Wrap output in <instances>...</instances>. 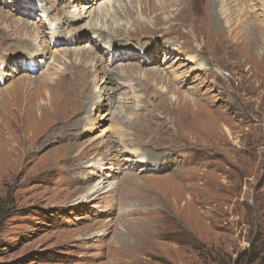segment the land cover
Returning <instances> with one entry per match:
<instances>
[{
    "label": "rangeland",
    "instance_id": "374dc122",
    "mask_svg": "<svg viewBox=\"0 0 264 264\" xmlns=\"http://www.w3.org/2000/svg\"><path fill=\"white\" fill-rule=\"evenodd\" d=\"M233 13L224 0H0V264H264V0ZM136 151L169 155L145 168Z\"/></svg>",
    "mask_w": 264,
    "mask_h": 264
},
{
    "label": "bare ground",
    "instance_id": "6f19581e",
    "mask_svg": "<svg viewBox=\"0 0 264 264\" xmlns=\"http://www.w3.org/2000/svg\"><path fill=\"white\" fill-rule=\"evenodd\" d=\"M234 1L235 0H224V4L226 5V10H227V14H228V18L227 19H229V21H231V22H236V21H240L241 22V20H242V18H243V16H234V13H233V4H234ZM111 2V0H108V3H110ZM247 6H248V3L247 2H245V9H247L248 11H249V9L247 8ZM251 6V5H250ZM30 7L31 6H29L28 7V10L30 11ZM252 10L251 11H249L248 12V16H249V19L247 20V16H244V18H243V22H251L252 24H254L253 23V20H255L254 19V17H255V15L257 14V12L256 11H253L254 9H253V7L251 8ZM26 12H28V11H26ZM130 13H132V12H130ZM130 15V14H129ZM259 18H262V17H259ZM176 20V19H175ZM257 21V20H256ZM260 21V20H259ZM77 22H78V20H76L75 18H70V19H68V22H64V24H65V29H67V26L69 27L72 23H76L77 24ZM137 22V21H136ZM24 23V22H23ZM161 25H167V27H165V28H171L173 25H174V20H171V21H169V22H167V23H161V24H159V25H155L154 26V28H152L153 29V31H151L152 32V34H154V32L158 29V28H161ZM19 27L21 28V30L22 29H25L24 31H26L27 33H29V31L30 32H34V29H31L27 24H22L21 26L19 25ZM49 29H51V27H48ZM92 28H93V31L95 32V33H97V32H99L100 34H98V36H103V33L105 32V28L104 27H100V26H98V23L95 21L94 23H93V25H92ZM91 28V29H92ZM151 29V30H152ZM73 31H76L75 29H72ZM46 31H49V30H47V27L45 26V30L44 31H42V32H40L39 33V35L41 36V34L43 33V36H45V35H47L48 33L46 32ZM51 31V30H50ZM80 31L81 30H78L77 32H76V34L74 35L73 33H71V35L68 37L72 42L74 41H77V40H75L74 38H75V36H76V38H80V40L82 39V38H85V35H83L84 37H82V36H80L79 35V33H80ZM86 31L87 32H90V29L89 28H86ZM145 31V30H144ZM57 31L56 30H54V31H51V36H53L54 35V33H56ZM118 32H120V33H122V34H124L125 35V37L126 38H128L129 36H128V34L131 36V31L129 30L128 32L127 31H120V29H118ZM29 34H31V33H29ZM113 36H114V34H112ZM195 35V34H194ZM196 35H197V37H199V35L196 33ZM196 35H195V37H196ZM104 37V36H103ZM102 40H105V38H102ZM108 43H110V44H113V45H108V47H107V52H112L113 51V54H115L116 53V51L117 50H115V49H113V48H115V46H116V42H114V41H107ZM27 45L25 46V47H23V49H21V50H19V52H21V53H25V54H23L24 56H27L29 53H30V51H31V49H32V47H34V46H32V45H29V42L28 43H26ZM51 44L50 43H48V46H50ZM158 46H159V44H158ZM11 48V47H10ZM157 49V48H156ZM172 48H171V46H166L165 47V50L166 51H170V52H172V50H171ZM127 51H130L129 49H127ZM126 51V52H127ZM131 51H134V50H131ZM130 51V53H129V55L131 56V55H136L137 53L136 52H131ZM157 52V51H156ZM44 55H45V52L43 53ZM139 54H141V53H139ZM149 54H150V56H148V55H146L145 57L146 58H149L150 60L152 59L154 62H156L157 60H155L159 55H157V53H155V52H149ZM157 55V56H156ZM148 56V57H147ZM57 57V56H56ZM21 63V62H20ZM38 66H41V65H38ZM37 67V66H36ZM35 67V68H36ZM50 71H51V67L49 68V70H48V72L50 73ZM149 73H151V74H153L154 76L155 75H157V73H156V71H157V69L156 68H150L149 70ZM163 71L164 72H166V70L165 69H163ZM167 76H168V78L170 79V81L175 85V86H177V85H179V83H180V81H179V76L177 75V72L176 71H167L166 73H165ZM5 75V74H4ZM119 75L121 76V77H128V74H126V73H123V72H121V70L119 71ZM83 80L81 81V83L79 84V86L78 87H80L81 89L82 88H85L86 87V85H85V83L87 82V74L86 73H83ZM158 77V76H157ZM49 78V80H54V79H52V78H50V77H48ZM164 78V77H163ZM3 78H0V81L2 80ZM57 80V79H56ZM112 81V80H111ZM76 83V82H75ZM54 84H56V85H58V86H62V85H65L66 84V82L65 83H63L62 85H59L60 84V82L57 80V81H55V83ZM178 88V87H177ZM179 89V88H178ZM190 90V89H189ZM163 92V91H162ZM190 93V92H189ZM189 93H187V94H189ZM198 95V94H197ZM181 97V96H180ZM178 99H179V97H178ZM80 103H82L83 104V101H80ZM81 120V119H80ZM174 128H173V131L174 130H176V126H173ZM179 130V129H178ZM171 142H172V146H171V149L173 150L175 147H177V145L179 144L177 141H174V140H171ZM122 147H124L125 145H121ZM134 154V156H137V158L136 159H134V160H132L131 161V159H129L130 160V163H133V161H134V166L136 165V164H139V163H142L144 166H145V168H150V167H156V166H158V164L159 163H155V161H156V159H154V161H153V158H160V160H164V158H166V157H168V155H169V152L168 151H166V152H160V153H158V154H156L155 155V152L154 151H152V152H150L149 154V156L146 154V153H143V152H135V153H133ZM137 160H139V162H137ZM102 164H104V163H102L101 161H97V162H94L93 164H91L90 165V167L92 168V169H94V170H99L100 169V165H102ZM112 164L113 163H111V165H109V166H111V167H109V168H112L113 166H112ZM160 165V164H159ZM80 167H83V166H80ZM105 168V167H104ZM105 169H108V167H106ZM112 177V175L110 174V173H108V172H106L105 173V175H104V177H103V180H105V179H107V178H111ZM130 182H133V181H130ZM128 183H129V181H128ZM130 184H132V183H130ZM132 185H134V184H132Z\"/></svg>",
    "mask_w": 264,
    "mask_h": 264
}]
</instances>
